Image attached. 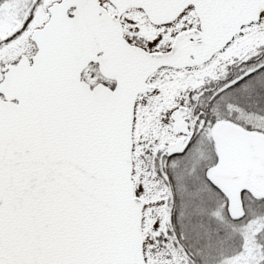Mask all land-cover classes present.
<instances>
[{
  "label": "water",
  "instance_id": "95a60500",
  "mask_svg": "<svg viewBox=\"0 0 264 264\" xmlns=\"http://www.w3.org/2000/svg\"><path fill=\"white\" fill-rule=\"evenodd\" d=\"M109 1L120 14L141 8L151 21H171L194 5L204 39L193 54L204 52L206 60L264 12V0ZM99 2L53 5L50 22L32 36L39 50L33 65L23 58L4 69L0 264H146L143 202L131 179L134 106L159 67L188 64L176 56L182 35L171 53L148 54L126 43L118 20ZM101 52L108 63L97 57ZM129 56L139 58L135 73L123 69ZM90 62L117 81L114 91L80 82ZM183 116H173L176 133H188ZM213 140L218 162L207 178L226 196L229 217L239 221L246 215L243 192L264 198V134L220 122ZM183 142L168 153H183Z\"/></svg>",
  "mask_w": 264,
  "mask_h": 264
},
{
  "label": "rangeland",
  "instance_id": "374dc122",
  "mask_svg": "<svg viewBox=\"0 0 264 264\" xmlns=\"http://www.w3.org/2000/svg\"><path fill=\"white\" fill-rule=\"evenodd\" d=\"M61 1L0 0V27H4L0 34V81L3 79L2 69L5 66L17 64L23 57L31 60L35 56L37 49L32 36L48 23L50 8ZM101 4L106 5L110 14L114 12L109 3ZM130 11H134L135 16L129 12L122 19L125 39L131 45L148 52L170 49L176 35L183 29L190 28L191 24H183L184 18L189 19L188 15L195 17L193 10L189 8L171 24L153 26L144 19V13L140 10ZM22 21L24 23L19 31L10 34ZM262 70L264 15L245 27L228 45L201 66L160 70L150 80L156 86L155 92L137 101L133 129L132 181L135 196L143 202V254L147 264H195L174 233L172 211L175 190L185 193L187 189H182L178 184L186 179L189 182L201 178L206 180L207 170L215 165L217 156L210 133L214 122L229 121L246 130L264 134V104L261 103L264 99V77H260L259 82L257 79L253 82L256 92L251 93L262 99L254 101L257 104L252 113L229 105L230 100H236L237 97V88L234 86ZM89 72L93 74L92 83L102 81L97 69ZM257 83L261 86L260 94L259 91L257 93ZM223 95L226 96L221 101ZM222 102L224 103L221 104ZM180 108L188 111L185 119L191 132L186 143L188 149L182 157L166 159L159 147L161 143L167 144L175 138L171 113ZM210 108L212 115L207 111ZM214 193L213 216L219 221L220 227L224 226L223 229L228 232L231 230L229 234L233 235V241L238 242L241 248L239 254H234L232 251L235 243L230 244L219 264H257L259 259L264 261L261 245L264 243V210L259 209L264 208V202L258 204L252 196L244 194L242 199L247 214L245 221H239L233 227L234 230L230 229L233 221L228 217V201L217 191Z\"/></svg>",
  "mask_w": 264,
  "mask_h": 264
},
{
  "label": "trees",
  "instance_id": "16d2710c",
  "mask_svg": "<svg viewBox=\"0 0 264 264\" xmlns=\"http://www.w3.org/2000/svg\"><path fill=\"white\" fill-rule=\"evenodd\" d=\"M3 29L4 27H0V34H2L1 32H3ZM260 77H264V70L243 79L237 86H234L237 88V97L236 100H230L229 105H234L247 113H252L254 110L253 107L257 104L254 101L262 99L251 93L252 91L256 92L253 82L256 79L259 82L261 79ZM248 79L252 80V83H249L250 85L248 84ZM257 86V93L259 91L260 94V83H257ZM230 90L229 92L233 91ZM225 96L226 95H223V98L221 97V101L224 100ZM238 96L243 100L239 99ZM223 103L224 102L221 104ZM261 103L264 104V99ZM248 106L249 108H246ZM207 111L212 115V113H210L211 108ZM178 185L182 189H187V191L184 193V191L175 190L174 208L172 211L173 229L180 244L192 261L195 264H219L221 262V256L227 252L228 246L233 242L235 243V249L232 252H234V254L238 252L237 254H239L241 248H239L238 242L233 241V235L229 234L231 230L228 232L226 229H223L225 228L224 226L220 227L219 221L213 216L215 208L213 202L214 198L212 199V196L215 195L214 192L216 190L214 191L208 182L202 178L195 182H189L186 179L184 182L180 181ZM256 201L258 204L264 202V200ZM259 209L264 210L263 207H259ZM243 221H245V219ZM231 224L230 229L232 228L235 230L233 227H235L238 222H231ZM227 229L229 230V228ZM261 245L263 246L262 249L264 254V243ZM258 261L259 262H255H257V264H264V261L260 259Z\"/></svg>",
  "mask_w": 264,
  "mask_h": 264
},
{
  "label": "flooded vegetation",
  "instance_id": "af4514ba",
  "mask_svg": "<svg viewBox=\"0 0 264 264\" xmlns=\"http://www.w3.org/2000/svg\"><path fill=\"white\" fill-rule=\"evenodd\" d=\"M106 6V5H105ZM111 6V5H110ZM111 8H113L112 6H111ZM192 10H193V12H194V9L192 8V7H190ZM189 9V8H188ZM186 11V10H185ZM129 12H131L130 10H128L127 12H125L121 17H120V21H121V23H122V19L124 18L123 16L124 15H126L127 13H129ZM112 15H114V16H118V12L114 9V12L113 13H111ZM194 14H195V12H194ZM143 16H144V19H146L147 20V18L145 17V15L143 14ZM190 18L188 19V18H184L185 19V21H184V23L183 24H191L189 27L190 28H186V29H183V31H196V30H200V23H199V20H198V18H197V16H196V14H195V17L193 18L191 15H188ZM183 19V20H184ZM193 20V21H192ZM147 22H149L148 20H147ZM192 22V23H191ZM150 23V22H149ZM172 23V22H171ZM171 23H168V24H171ZM168 24H162V25H153V24H151L150 23V25H153V26H165V25H168ZM182 24V25H183ZM182 31V30H181ZM182 31V32H183ZM123 33H124V30H123ZM179 33H181V32H179ZM178 33V34H179ZM174 42V41H173ZM172 45H173V43H172ZM145 50V49H144ZM172 50V46L170 47V49L168 48L167 50H164V51H156V52H152V53H162V54H165V53H168V52H170ZM128 61L129 62H131L132 64L134 63V59H132V58H128ZM130 65V67L131 68H133V65ZM91 69H97L98 70V73H99V75L101 76V82H99V83H97V84H94V83H92V81H93V74H92V72H89ZM162 69H175V68H170V67H161L160 69H158L155 73H153L152 75H150L149 76V78L147 79V83H148V85H150V86H152V89H151V93H146L145 95H139L138 96V99H137V101L138 100H142V99H144L146 96H148V95H150V94H152L153 92H155V90H156V86L155 85H153V83H151V81L150 80H152V77L153 76H155L160 70H162ZM185 69H188V68H185ZM82 79L86 82V83H88V85H90L91 87H95L96 85H99V84H102V85H105L106 87H108V88H110V89H114V87L116 86V82H114V81H110V80H107V79H105V78H103L102 77V75L100 74V72H99V67H98V65H95V64H91L89 67H88V69L83 73V75H82ZM137 103V102H136ZM187 117V116H186ZM186 117H185V119H186ZM171 119H172V113H171ZM208 119V118H207ZM206 120V119H205ZM172 122H173V119H172ZM206 123V122H205ZM215 123V122H214ZM173 125H174V122H173ZM214 124H211V126H213ZM211 129H212V127H211ZM172 131H173V134H174V129H173V126H172ZM212 131V130H211ZM211 131H210V133H211ZM174 136H175V138L171 141V142H169V143H167V144H165V143H161V145H166V146H168V145H170V144H172V143H174L180 136H176L175 134H174ZM187 139H188V136H187ZM211 140H212V137H211ZM213 142V141H212ZM186 143H187V140H186ZM160 145V146H161ZM187 149H188V145H187ZM159 150H160V147H159ZM162 151V153L164 154L163 156H165V158L166 159H168V158H173V157H182L183 155H176V156H168V154H167V152H166V149L165 150H161Z\"/></svg>",
  "mask_w": 264,
  "mask_h": 264
},
{
  "label": "bare ground",
  "instance_id": "6f19581e",
  "mask_svg": "<svg viewBox=\"0 0 264 264\" xmlns=\"http://www.w3.org/2000/svg\"><path fill=\"white\" fill-rule=\"evenodd\" d=\"M130 14H134V16H135V12L133 11V12H130ZM133 19H136L135 17H133Z\"/></svg>",
  "mask_w": 264,
  "mask_h": 264
}]
</instances>
